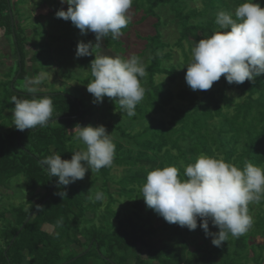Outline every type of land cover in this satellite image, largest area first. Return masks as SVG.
Wrapping results in <instances>:
<instances>
[{
    "label": "trees",
    "instance_id": "obj_1",
    "mask_svg": "<svg viewBox=\"0 0 264 264\" xmlns=\"http://www.w3.org/2000/svg\"><path fill=\"white\" fill-rule=\"evenodd\" d=\"M191 1L133 0L132 9L134 13L142 12V20L157 19L154 23L156 33L141 37L145 41L144 50L134 54L140 60L145 58L142 62L147 73L142 81L144 98L136 106L133 116H128L115 100L104 98L106 117L111 121L105 123L106 128L109 133L114 131L116 144L113 164L96 172L88 184L77 180L62 186L58 185V177L51 176L42 165V160L51 155L52 150L61 154L62 159L70 160L72 154L82 148L71 131L77 124L96 126L94 117L100 107L65 87H49L45 80L35 94L29 93L27 87H21L19 80L38 75L41 70H46L47 65L40 59L42 51H36L29 61L33 69L28 71L26 48L31 39L26 38L22 29V14L17 8L19 0H0V41L1 36L9 45V41L14 40V46L8 47L10 55L0 52L3 56H13L14 60L5 75L7 78L0 80V129H5L0 131V200L10 197L11 194L4 193V190L11 189L18 176L25 178L24 187L29 195L25 204L11 205L10 208L3 206L4 212L0 213V264H90L92 257L101 259L96 264L203 263L205 256L196 252L202 249V245L186 237L191 230L169 224L148 208L141 188L148 172L156 167L175 165L179 177L186 179L185 166L194 163L202 153L223 156L227 162L240 168L244 167L245 161L264 168V74L239 85L229 84L222 76L217 81L222 84L215 89L193 91L182 88L175 92L174 86L186 75L194 44L218 29L215 23L217 12L234 13L238 5L246 2L201 0L202 7H192ZM255 2L264 7V0ZM163 5L168 6L178 25L179 37L174 43L159 29L162 23L166 24L157 12ZM65 23L73 27L70 20ZM131 24L130 20L121 36L127 34ZM71 30L73 38L78 39L70 43L71 46L80 40L91 44L96 41L95 33L82 35L78 28L77 33L73 28ZM80 35L81 39L78 38ZM121 36L119 39L109 36L104 43L106 48L122 57L128 49ZM174 47L181 51V62L176 60L166 66L163 61L174 57ZM101 50L95 48L94 51ZM93 59L92 55L84 56L80 66H90ZM92 79L89 71L78 81L88 84ZM233 85L239 89L237 97L226 93ZM33 95L52 98V120L45 127L19 131L12 120L15 107L12 98L31 99ZM114 167H122L124 173L116 182L119 185L117 193L135 199V209L130 214H124L115 206L118 199L108 186ZM99 178L103 182L100 191L107 201L93 203L88 199L92 192L88 191L93 190ZM60 192H66V195L61 196ZM100 208L103 212L98 215V225L93 224L95 217L84 219L86 212L96 215ZM255 208V229H248L238 238L229 234L227 241L216 247L215 251L219 253L221 250L219 254L224 255L226 264H263L264 199L259 204L250 203L249 213ZM7 212H10V218L5 217ZM86 223L89 225H84ZM199 224L198 220V233L204 237L206 234ZM45 225L53 227L54 232L44 229ZM160 233L168 234L169 241L161 245L156 243ZM258 236L263 237V243L255 242ZM89 244L91 248L88 250ZM82 248L84 250L79 251ZM136 250H140V254ZM141 252L146 254L143 256ZM118 254L120 257L116 262L113 257ZM131 258L135 261L129 263Z\"/></svg>",
    "mask_w": 264,
    "mask_h": 264
},
{
    "label": "clouds",
    "instance_id": "obj_2",
    "mask_svg": "<svg viewBox=\"0 0 264 264\" xmlns=\"http://www.w3.org/2000/svg\"><path fill=\"white\" fill-rule=\"evenodd\" d=\"M61 3L68 8L59 9L56 17L70 20L82 35L95 33L99 45L109 36L119 39L131 20L129 10L133 0H61ZM215 23L218 29L194 44L186 65L185 80L193 91L211 89L222 76L229 84L239 85L264 74V7L255 0H246L234 13L218 11ZM91 49V42L80 41L76 56L92 55ZM89 69L93 79L87 84V91L92 94L93 103H103L108 97L118 102L128 116L135 115L136 106L145 95L142 81L147 75L140 58L134 54L95 55ZM43 79L42 73L30 78L26 85L28 92L37 93ZM12 102L13 124L19 131L45 127L52 120L54 108L50 96L33 95L31 99L14 96ZM113 132L109 133L102 124H77L71 133L83 148L75 151L70 160L62 159L61 154L52 150L42 165L51 176L58 177V185L62 186L83 179L89 170L94 174L111 167L116 151ZM184 175L186 179L179 177L175 165L148 172L141 188L147 207L169 224L189 230H195L199 220V226L216 247H221L229 234L238 238L248 231L253 222L249 204H259L264 199V168L250 161L240 168L223 156L202 153L194 163L185 166ZM59 194L64 196L66 192ZM88 199L93 203L103 201L105 194L96 191ZM209 221L218 232L210 230Z\"/></svg>",
    "mask_w": 264,
    "mask_h": 264
},
{
    "label": "rangeland",
    "instance_id": "obj_3",
    "mask_svg": "<svg viewBox=\"0 0 264 264\" xmlns=\"http://www.w3.org/2000/svg\"><path fill=\"white\" fill-rule=\"evenodd\" d=\"M14 1V0H13ZM21 1V2H20ZM20 2V3H19ZM17 3V8H19L20 13L22 16L20 19L22 20V29L24 30L26 34V38H30L31 40L27 44L26 48V58L28 60L27 69L28 71H32V63H29L31 61V57L34 52L36 51H42L40 59L44 61L47 65L46 70H41L39 74H44V79L47 83H49V87H55V89H59L62 87H65L69 89L70 91L76 93L78 96L84 97L87 102L93 103V97L90 96L91 94L87 91V84L81 83L78 81V78H84L90 71L89 64H85L84 66H80V62L83 59L82 57L76 56V50H77V44H74L73 46L70 45V43L78 41L77 37L74 36L72 28L76 31V28L74 25L69 26L62 18H57L55 13L63 8L65 11L68 8V5L66 3H61V0H19ZM190 5L192 7H202L203 4L201 0H193L190 2ZM14 7V6H13ZM14 8H12L13 10ZM157 12L160 14V17H162V22H165L166 24L162 23L160 26V31L162 34H164L165 37L169 39L171 43H174L177 38L179 37V30L178 25L175 22V17L168 8V6H161V8L157 9ZM129 15L131 16V29L127 32V34H123L121 36L122 40L124 41V47H126L128 50L122 57H128L132 54L139 53L142 51L145 41L142 40L141 37H146L149 35H154L156 33V28L154 26V23L157 21L155 17H150L146 20H142V12L134 13V9L129 10ZM17 19V18H15ZM19 19V20H20ZM43 29V31H42ZM71 30V31H70ZM74 32V33H75ZM70 33V35H67ZM0 34L2 32L0 31ZM0 41V52H3L6 55H10L11 52H9L8 47L14 46L13 38L11 41H9L10 45L8 44V41L2 38ZM79 39L82 38L80 35L78 37ZM26 39V41H27ZM94 40H96L94 38ZM81 41V40H80ZM39 43V44H38ZM97 40L95 43H92L93 49L92 56L95 57V55H108V56H116V54L106 48V45L104 43V40L99 42V45H97ZM41 45V47H40ZM97 45V46H96ZM95 48H101V51H94ZM144 50V49H143ZM13 52V51H12ZM174 57L170 60H164L163 63L166 66H169L171 63L181 62V51L179 48L174 47L173 48ZM142 62H145V58L141 60ZM10 64H14L13 56H3L0 54V80H5L7 77L5 76L9 71ZM65 75H68L69 77L66 78ZM27 80H19L18 83L21 85V87H27ZM221 82H214L211 89L217 88V86L221 85ZM40 88V85L38 86ZM44 88V87H43ZM182 88H190L185 80V76L181 78L177 85L174 86V91L177 92L178 90ZM198 91V90H197ZM201 93V91H199ZM228 95H233L237 97V94L239 93V89L233 85L232 87H229L226 91ZM98 110L97 115L94 117V125H104L107 127L105 123L111 122L109 121L110 118L106 117V111L105 107L107 106L106 103L101 104V106ZM169 113V111H168ZM168 113L166 114V118H168ZM13 117V115H12ZM103 119V120H102ZM105 119V120H104ZM13 120V119H12ZM129 123H127L128 125ZM1 132L5 131V129H0ZM77 144L82 146L81 142L77 141ZM123 168L122 167H114L111 171L110 175V181L108 182V186L111 189V191L114 193L115 197L118 199V202L115 204V206L124 214H130L134 211L135 205L134 201L135 199L133 197L129 198L125 195H119L118 187L119 185L116 183L119 181V179L123 176ZM96 176V173H86L85 177L81 180H79L82 184H88L93 178ZM25 178L22 176H18V178L13 180V184L11 185V189L4 190V193L11 194L10 197L4 198L3 200H0V213L4 212L3 206L5 208H10L11 205H17L19 203L25 204L27 202V198H29V195L27 194L25 187H24V181ZM103 182L102 179L99 178L92 190V194H94L96 191H100V187L102 186ZM104 201H107V198L105 197ZM257 209L255 208L253 212H250L249 214L253 218L252 225L249 229H255L254 223L256 221L255 218V212ZM98 213L94 215V213L88 211L84 215V219H94L93 224H99L100 222L97 220L98 215L103 212V209L100 208ZM10 218L11 214L10 212H7L6 216ZM115 221V220H114ZM118 221V220H116ZM115 224H117L115 222ZM2 225L1 218H0V226ZM89 225V224H84ZM209 225L211 226L212 232H218L219 229L217 227H214L211 224V221H209ZM44 229L48 230L49 232H54L53 227L49 225H45ZM57 229V228H56ZM199 227H197L195 230H191L189 234L186 235L188 239L193 240L195 243H199L202 245L201 250H196V252L199 253V255H204L205 260H203V263L201 264H226L224 255L222 256L221 250L218 253L215 251L216 246H214L211 242V237L207 236H200L199 233ZM83 239V238H81ZM170 237L168 234L161 235L158 234V237L156 238V243H159L160 245L162 242L169 241ZM257 244L263 243V237L258 236L255 240ZM2 241H0V244ZM4 246V245H3ZM86 248V247H85ZM91 248V244L87 246V249L89 250ZM82 248L79 251H83ZM138 254H140V250H136ZM66 252H63L62 254H65ZM141 254L144 256L146 253L141 252ZM120 255L118 254L117 257H113V260L116 262L119 261ZM100 262L101 259L98 257H92L89 259L90 264H96L97 262ZM135 259L131 258L129 260V263L134 262ZM155 262V261H154ZM104 264V263H103ZM248 264H253L252 262H249ZM264 264V262H263Z\"/></svg>",
    "mask_w": 264,
    "mask_h": 264
},
{
    "label": "crops",
    "instance_id": "obj_4",
    "mask_svg": "<svg viewBox=\"0 0 264 264\" xmlns=\"http://www.w3.org/2000/svg\"><path fill=\"white\" fill-rule=\"evenodd\" d=\"M9 50V52H11V50L10 49H8Z\"/></svg>",
    "mask_w": 264,
    "mask_h": 264
}]
</instances>
